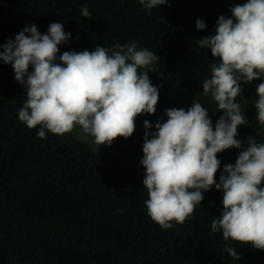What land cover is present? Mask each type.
<instances>
[{"label":"trees","instance_id":"16d2710c","mask_svg":"<svg viewBox=\"0 0 264 264\" xmlns=\"http://www.w3.org/2000/svg\"><path fill=\"white\" fill-rule=\"evenodd\" d=\"M85 4L91 19L81 14ZM231 8L226 0H168L152 10L140 0H0V46L26 26L44 34L58 22L71 34L58 55L136 42L160 58L149 72L159 89L155 115L139 116L130 138L98 150L75 131L61 136L46 130L39 138V126L21 122L25 86L0 61V264H264V251L212 232L223 211V193L215 187L183 224L173 222L167 230L151 219L145 203L144 121L154 132L157 120H167L166 110H187L194 102L209 112L213 128L223 115L202 87L216 58L197 41L214 35L218 18L231 17ZM198 19L206 23L204 31L197 29ZM241 111L247 117L238 127L243 146L249 136L264 143L255 106L244 103ZM239 151L218 154L217 183ZM229 246L240 260L224 251Z\"/></svg>","mask_w":264,"mask_h":264},{"label":"clouds","instance_id":"9594fccd","mask_svg":"<svg viewBox=\"0 0 264 264\" xmlns=\"http://www.w3.org/2000/svg\"><path fill=\"white\" fill-rule=\"evenodd\" d=\"M140 3L152 10L168 5V0ZM230 12L231 17L218 18L214 35L197 41L216 58L202 87L223 115L213 128L209 112L194 102L187 110H166L167 120H157L154 132L152 123L144 121L145 203L151 219L167 230L173 222L183 224L201 205L204 193L215 187L223 193V211L212 221V232L220 230L225 241L264 251V143L249 136L245 148L238 139V127L247 117L236 102L241 83L264 78V0H246ZM81 14L91 19L87 4ZM196 27L204 31L207 26L198 19ZM70 38L63 24L54 22L44 34L35 25L26 26L15 40L0 46V61L13 67L16 81L26 89L19 120L29 129L39 126V138L47 132L62 136L77 126L99 146L130 138L139 116L156 113L159 89L149 72H155L150 66L159 56L136 42L58 55L59 46ZM256 92V119L264 125V82ZM229 149H239V155L234 165L224 166L217 183L218 154ZM224 251L241 259L235 247Z\"/></svg>","mask_w":264,"mask_h":264},{"label":"rangeland","instance_id":"374dc122","mask_svg":"<svg viewBox=\"0 0 264 264\" xmlns=\"http://www.w3.org/2000/svg\"><path fill=\"white\" fill-rule=\"evenodd\" d=\"M226 2L230 7H233L235 4L245 3L246 0H226ZM262 82H264V78H262L261 80L252 81L249 84L241 83V88L243 90L242 95L237 98L236 102L241 104L242 106L244 102L247 101L248 103H251L252 105L255 106V100L258 99L256 88H257V85H259ZM257 115H258V112H257ZM262 126L264 127V125ZM74 131L78 137L88 142L95 150H98V149H101L107 146V145H103V146L96 145L94 143V138L90 135H85L79 126H77Z\"/></svg>","mask_w":264,"mask_h":264}]
</instances>
